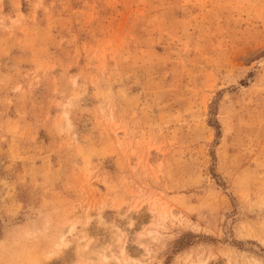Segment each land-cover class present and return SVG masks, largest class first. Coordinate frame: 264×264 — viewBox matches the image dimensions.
<instances>
[{"label":"rangeland","instance_id":"rangeland-1","mask_svg":"<svg viewBox=\"0 0 264 264\" xmlns=\"http://www.w3.org/2000/svg\"><path fill=\"white\" fill-rule=\"evenodd\" d=\"M122 244L264 264V0H0V264Z\"/></svg>","mask_w":264,"mask_h":264},{"label":"bare ground","instance_id":"bare-ground-1","mask_svg":"<svg viewBox=\"0 0 264 264\" xmlns=\"http://www.w3.org/2000/svg\"><path fill=\"white\" fill-rule=\"evenodd\" d=\"M154 203H155V202H154ZM153 207H154V206H153ZM163 211H164V210H163ZM162 213H163V212H162ZM164 215H165V214H164ZM158 216H159V214H158ZM165 216H166V215H165ZM165 216H163V217H165ZM163 217H162V218H163ZM162 218H161V219H162ZM163 219H164V218H163ZM116 225H117V224H116ZM130 226H131V224H130ZM156 226H157V225H156ZM156 226H155V227H156ZM115 228H116V227H115ZM156 228H157V227H156ZM156 228H155V229H156ZM158 228L160 229V227H158ZM147 230H148V229H147ZM118 231H119V233L121 234V232H120L121 229H120V230L118 229ZM149 231H150V230H149ZM152 231H153L154 234L156 235L157 231H155V230H152ZM149 233H152V232H149ZM149 235H150V234H149ZM135 236H136V235H135ZM144 236H145V235H144ZM117 237H118V236H117ZM152 237H154V236H152ZM141 238H142V237H141ZM155 238H156V237H155ZM155 238H154V239H155ZM125 239H126V238H125ZM59 240H60V239H59ZM142 240H143V239H142ZM145 240H146V239H145ZM140 241H141V240H140ZM58 242H59V241H58ZM60 242H61V241H60ZM136 242H137V240H136ZM58 244L60 245V243H57V245H56V242H55L56 247L58 246ZM63 244H64V243H63ZM96 244H97V243H96ZM85 245H86V244H85ZM122 245H123V244H122ZM120 246H121V245H120ZM56 247H53V248H56ZM83 247H84V246H83ZM86 247H87V245L83 248V249H84L83 251H85ZM94 247H95V246H94ZM94 247H93V248H94ZM119 248H120V251H119V253H118V255H119L118 257H119V258L116 256V257H117L116 259H118V263H117V264H119V263L122 264V263H125V262H127V261L129 262V260L126 261V258H130V256H129L130 254H129L128 252H127L128 254L126 253L127 250L125 251V249H127V248H125L124 245L121 246V247H119ZM51 249H52V248H51ZM51 249H50V250H51ZM59 249H60V247H59ZM87 249H88V248H87ZM90 249H91V248H90ZM145 249H146V248H145ZM56 250H57V249H56ZM60 250H61V249H60ZM70 250H71V249H70ZM81 250H82V249H81ZM88 250H89V249H88ZM88 250H87V252H88ZM91 250H92V249H91ZM136 250H137V249H136ZM47 251H48V250H47ZM53 251H55V249H53ZM83 251H82V252H83ZM111 251H112V250H111ZM85 252H86V251H85ZM85 252H83V253H85ZM89 252H90V251H89ZM89 252H88V255H89ZM108 252H110V250H109ZM113 252L116 253V251H113ZM139 252H141V251H139ZM46 253H47V252H46ZM46 253H45V254H46ZM51 253H52V250H51ZM83 253H82V254H83ZM102 253H103V252H102ZM141 253H142V252H141ZM49 254H50V253L46 254V257L44 256V254H43V256H44L45 258H48V257L50 256ZM110 254H111V252H110ZM134 254H135V253H134ZM138 254H139V253H138ZM189 254H190V253H189ZM62 255H63V254H62ZM79 255L81 256V254H79ZM88 255H87V256H88ZM93 255H94V254H93ZM126 255H128V257H126ZM51 256H52V255H51ZM84 256H86V255H84ZM91 256H92V255H91ZM113 256H114V254H113ZM113 256H111V257H113ZM147 256H148V255H147ZM92 257H93V256H92ZM94 257H96V258L93 259L94 262L92 261V264H93V263H94V264H104V262H105V261L107 262V259L109 258V256H106V254H104V255L102 254V255H100V256L95 255ZM94 257H93V258H94ZM49 258H50V257H49ZM90 258H91V257H90ZM90 258H89V259H90ZM206 258H207V257H206ZM86 259H88V258L86 257ZM91 259H92V258H91ZM111 259H112V258H111ZM111 259H110V260H111ZM41 260H42V259H39V261H41ZM45 260H47V259H45ZM110 260H109V263H110ZM141 260H142V259H141ZM185 260H186V259H185ZM201 260H203V259H201ZM95 261H96V262H95ZM144 261H145V260H144ZM36 262H38V259H37V261H34V263H36ZM44 262H45V261H44ZM90 262H91V260H90ZM106 262H105V264H106ZM111 262H112V261H111ZM116 262H117V261H116ZM116 262H115V263H116ZM140 262H142V261H140ZM197 262H199V263H196V264H202V262H200V261H197ZM204 262H205V261H204ZM42 263H43V262H42ZM75 263H76V262H75ZM228 263H229V262H228ZM36 264H38V263H36ZM193 264H194V263H193ZM203 264H204V263H203Z\"/></svg>","mask_w":264,"mask_h":264}]
</instances>
